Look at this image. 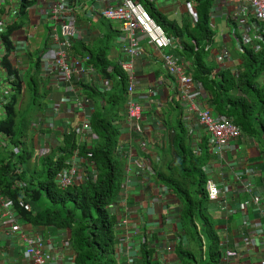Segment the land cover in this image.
<instances>
[{"label": "trees", "instance_id": "16d2710c", "mask_svg": "<svg viewBox=\"0 0 264 264\" xmlns=\"http://www.w3.org/2000/svg\"><path fill=\"white\" fill-rule=\"evenodd\" d=\"M140 1L164 32L177 40L180 48L176 49V55L189 63L193 82L211 98L205 105L230 119L241 134L264 144V84L260 83L264 73V46L259 52L245 47L241 55H235L239 62L235 70L218 69L213 60L214 32L208 15L212 0H196L197 22L192 24L184 17L180 25L162 14L154 3ZM23 2L24 9L28 3ZM98 24H105L108 34L91 46L79 45L89 66L101 79L96 84L86 83L81 87L93 109L89 122L95 135L92 141L78 143L75 130L71 129L49 153L35 156L32 148L25 145L32 117L48 99L46 85L38 77V60L30 61L33 75L18 78L14 71L9 72L15 75V92L0 123V130L12 144L24 145L21 153L13 154L14 170L13 165L6 162L12 153L0 150L1 197L11 203L12 212L25 222L64 231L69 248L75 253L74 264H122L117 260L115 228L123 223L117 222L111 208L119 200L125 177L126 154L122 159L116 154L121 134L116 121L123 119L126 113L129 80L119 64L108 60L113 48L109 24L104 20ZM3 40L6 53L1 65L10 70L6 57L12 46L6 36ZM110 67L111 72H107ZM102 80L110 83L109 90L98 84ZM21 83L25 85V92L23 103L18 107ZM170 107V111H162V123L168 129L163 136L167 147L161 149L163 164L157 168L152 162L154 175L150 180L166 188L179 202L177 215L181 233L173 258L176 264H221L220 236L209 213L207 169L204 170L211 159L207 134L197 143L201 149L198 156L191 146L182 110L179 106ZM172 110L174 115L170 114ZM75 148L87 162L86 167L82 165L87 176L83 182L61 188L57 176L68 166L66 162ZM149 244L145 242L141 247V264H161L154 259V250ZM186 244L191 246L183 247Z\"/></svg>", "mask_w": 264, "mask_h": 264}, {"label": "crops", "instance_id": "0c3cea01", "mask_svg": "<svg viewBox=\"0 0 264 264\" xmlns=\"http://www.w3.org/2000/svg\"><path fill=\"white\" fill-rule=\"evenodd\" d=\"M52 1L26 0L28 3L26 10H22L19 19L15 20L2 35L6 36L12 48L16 50L13 59L8 63L9 65L14 64V68L20 70L21 76L19 74L18 77L33 75L34 70L31 71L30 61H39L38 77L46 85L48 105L42 108L45 110L44 115L38 110L32 117V121L39 124L38 136L44 142L41 147L49 150L57 147L58 137L63 136L68 127L72 129V126L76 127L82 120V114L69 99L73 98V95L66 91L68 86L61 80L59 82L54 80L55 73L51 69L50 58L46 56L47 51L53 53V48L57 45L50 39L48 40L50 28L47 9ZM151 1L162 14L179 25L183 18L189 15L185 8V0ZM81 3L90 12H95L99 7L97 0H81ZM22 4H24L23 0ZM231 11L232 6L228 8V12ZM213 19V52L212 49L210 52L227 51L231 59L229 68L235 70L239 65L235 55L240 53L235 44V29L231 22L225 19L222 12L215 13ZM106 23L112 31L110 35L113 47L108 60L117 65L122 56L123 43L120 41L122 34L119 26L109 21ZM77 26L81 33L79 37L71 39L72 48L68 51V57L80 59L74 80L81 89L82 85L96 84L101 79L89 66L79 45H93L97 39L108 34V29L105 24L99 25L98 22H92L83 16L77 19ZM245 47H250V45L243 46V50ZM178 48L180 47L175 45L174 52ZM111 70L110 67L107 72ZM136 75V99L145 107V118L140 124L133 122L131 124L126 112L123 119L116 121L121 130L116 147L117 157L122 159L131 149L134 157L142 159L140 164L136 160L131 164L127 163L126 159L125 178L127 181H124L122 185L119 200L111 208L117 222L123 223L115 228L117 260L122 264H141V247L147 242L154 250L153 255L156 261L161 264H176L173 249L179 242L178 236L181 233L177 215L179 202L166 188L153 184L150 177L154 175L153 163L157 165V168L163 164L164 156L162 157L161 149L166 148L168 144L163 137L168 129L166 130V126L162 123V111H170L171 105L179 106L182 110V119L187 127L195 124V116L187 113L180 95L172 89V80L165 74L160 62V53L145 42L143 43V57L136 62ZM260 83L264 84V73ZM151 91L157 94L155 99ZM197 92L199 98L211 102V98L198 83ZM170 114L174 115L173 110ZM31 127L32 122L30 127L28 126V136L24 139L25 145L31 148V144L34 143V148L37 149L40 146H37ZM136 127L141 129L140 135L136 133ZM198 133L197 143H200L206 132L200 129ZM94 137L91 126L90 131L76 136L81 143H90ZM146 139H149L147 145ZM141 140H143L142 144ZM190 143L199 156L201 149L197 144L193 145L191 136ZM207 143L211 154V159L204 169H207V184L210 182L221 190L218 198L210 201L209 209L210 216L215 221L216 233L220 236L221 264H264V144L258 139L240 134L218 153L216 149L210 147L208 136ZM20 147L24 145L20 144ZM143 161L144 164H142ZM76 162L82 170V165H85L86 161L79 156ZM254 197L259 198L257 203L253 202ZM243 203H246V206L241 210L239 207ZM14 214L15 224H18L21 232L26 235H36L42 238L50 236L55 243L65 238L64 231L32 225L25 222L18 214ZM125 219L129 222L126 225H124ZM190 246L186 244L183 247ZM223 247L234 252L236 257L230 260L225 259ZM22 248L20 234L10 232L9 225L5 223L4 209L0 206V264H29L23 259ZM64 253L66 264H69V260L74 259L75 253L70 248Z\"/></svg>", "mask_w": 264, "mask_h": 264}, {"label": "built area", "instance_id": "2783aa9c", "mask_svg": "<svg viewBox=\"0 0 264 264\" xmlns=\"http://www.w3.org/2000/svg\"><path fill=\"white\" fill-rule=\"evenodd\" d=\"M38 1V0H37ZM152 2L151 0H149ZM98 9L95 12H90L81 0H53L47 9L49 32L48 40L55 42L57 45L53 48V53L47 51L46 56L50 58L51 69L54 71V80H60L68 87L66 91L73 95L71 102L74 103L77 110L82 114V120L76 127L72 126L77 134H83L90 131V119L92 107L81 94V89L74 80L76 68L80 65L79 58L68 57V51L72 48L71 39L79 37L81 30L77 26V19L81 16L89 18L92 22L100 20L109 21L115 26H119L121 31L120 41L123 43L121 49L122 56L119 61L120 68L127 75L129 80V88L127 95V103L125 110L127 119L133 123L140 124L145 118V107L136 99L137 75L136 62L143 57V44L141 38L157 49L162 56L160 62L165 71V74L172 80V89L180 95L186 111L193 114L195 124L188 126V134L191 136L193 145L197 144L199 137L198 130L203 129L212 149H216L220 153L223 148L234 138L241 134V131L236 127L230 119L215 114L204 103L200 101L197 92V84H195L190 75V65L182 57L175 53L166 52L170 50L173 41L168 38L162 28L150 17L148 12L142 6L140 0H97ZM153 3V2H152ZM26 5V4H25ZM198 2L196 0H185V8L188 12L190 21L195 24L198 19L196 10ZM232 6V11L228 12V8ZM22 0H0V122L6 116L5 112L10 105V97L14 94L15 75H9L10 71H14L16 76L20 74L15 65H9L10 70L5 69L1 65L6 53V45L3 40V34L15 20H18L23 9ZM222 12L227 21H230L235 29V44L240 52L243 51V46L250 45L254 52H259L264 45V0H212V5L209 13V25L213 29V17L215 13ZM234 33V34H235ZM16 50L14 48L7 52L6 60L11 61ZM166 52V53H165ZM75 57V56H74ZM213 60L218 69L231 70V59L227 51H217L213 53ZM21 76V74H20ZM20 76L18 78H20ZM103 89L109 90L110 83L102 80L98 83ZM25 85L20 84L18 107L24 99ZM152 97L155 99L157 95L151 91ZM68 99V97H67ZM68 99V100H69ZM44 106L48 105V99L43 102ZM43 108V107H42ZM40 108L39 112L44 115V109ZM133 122V123H132ZM157 123V122H156ZM33 125L38 126L37 122L33 121ZM70 128L66 129L70 132ZM65 131V132H66ZM138 135L141 133L139 127L135 128ZM65 135V133H64ZM63 136H59L58 140H63ZM149 139H146V145ZM79 143L80 141L77 140ZM143 140H141V144ZM146 148L145 145H142ZM0 150L3 152L12 153L8 156L6 162L13 165L16 160L13 157L15 152L21 150L20 145H11L8 136L0 130ZM48 148H41L40 153L45 154ZM14 152V153H13ZM33 154L37 156L38 150L33 148ZM78 149L75 148L73 156L66 162L68 166L62 169L57 176L58 185L61 188H66L71 184L83 182L87 176L84 170H80L78 162ZM125 158L129 161L136 160L140 164V158L134 157L131 149L126 152ZM145 162L143 161L142 164ZM87 162H85V165ZM91 168V167H90ZM16 170H19L16 169ZM207 192L210 200H216L220 195L221 190L217 186L208 182ZM258 197L253 198V202L257 203ZM1 207L4 209L5 223L9 225L11 233H19L23 243L22 255L23 259L29 264H66V254L69 249L68 238L62 241L53 242L50 236H29L21 232L18 224H15L16 216L11 210V203L7 199H3L0 195ZM246 203L240 204V209L243 210ZM128 223L125 219L124 224ZM226 258L233 259L236 254L231 250L223 247ZM63 252V253H62ZM75 258V257H74ZM69 264H74V259L69 260Z\"/></svg>", "mask_w": 264, "mask_h": 264}, {"label": "rangeland", "instance_id": "374dc122", "mask_svg": "<svg viewBox=\"0 0 264 264\" xmlns=\"http://www.w3.org/2000/svg\"><path fill=\"white\" fill-rule=\"evenodd\" d=\"M188 18H189V16H188ZM156 24H157V23H156ZM192 24H193V23H192ZM157 25H158V24H157ZM158 26H159V25H158ZM9 27H10V26H9ZM9 27H8V28H9ZM8 28H7V30H8ZM7 30H6V31H7ZM162 30H163V29H162ZM6 31H5V32H6ZM163 31H164V30H163ZM5 32H4V33H5ZM164 33H165V32H164ZM165 34H166V33H165ZM166 36H167L168 38L172 39V41H173V45H172L171 49H170V50L168 49L166 52L169 51V53H175V52H174L175 49H173L174 46H175V45L179 46L177 40H175L174 38L168 36L167 34H166ZM144 42H145V43H148L146 39L141 38V43L143 44ZM148 44H149V43H148ZM149 45H150V44H149ZM151 47H152V45H151ZM153 48H154V47H153ZM154 49H155V48H154ZM156 50H157V49H156ZM157 51H158V50H157ZM158 52H159V51H158ZM166 52H165V53H166ZM159 53H160V52H159ZM175 55H176V53H175ZM160 56H162V53H160ZM37 127H39V126H36V127H35V125H32V127H31V131H32V135H33V137H34L35 140L37 141V146H38V147L40 146L39 149L41 150V148H42L41 146H43L44 142H43V140H40V138H39V136H38V130H37ZM40 127H41V126H40ZM33 147H34V143H33V145L31 144V148H33ZM127 159H128V158H127ZM132 161H134V160H131V161L127 160V163H130V164H131ZM134 164H136V163L134 162ZM123 181H125V182L127 181L125 177H124V180H123ZM74 255H75V254H74Z\"/></svg>", "mask_w": 264, "mask_h": 264}, {"label": "clouds", "instance_id": "9594fccd", "mask_svg": "<svg viewBox=\"0 0 264 264\" xmlns=\"http://www.w3.org/2000/svg\"><path fill=\"white\" fill-rule=\"evenodd\" d=\"M190 75H191V73H190ZM191 78H192V76H191ZM192 80H193V79H192ZM200 101H201L202 103H204V105H205V101H204L203 99H200ZM22 103H23V101H22ZM22 103H21V104H22ZM37 111H38V110H37ZM0 123H1V122H0ZM32 125H33V122H32ZM35 127H36V126H35ZM8 139H9V138H8ZM10 143H11V142H10ZM11 145L16 146V145H14V144H12V143H11ZM18 145H20V144H18ZM33 148H34V147H33ZM33 148H32V151H33ZM22 149H23V147L21 148V150H19L18 152H15V153H21V152H22ZM37 150H38V154H41V153H40L41 150H40L39 148H37ZM49 151H51V150L48 149V151L45 152V153H49ZM2 152H3V151H2ZM13 153H14V152H13ZM32 153H33V152H32ZM206 186H207V185H206ZM210 201H212V200H210Z\"/></svg>", "mask_w": 264, "mask_h": 264}]
</instances>
